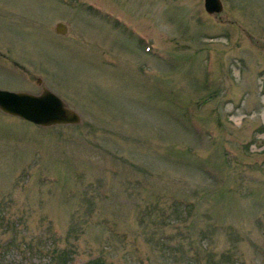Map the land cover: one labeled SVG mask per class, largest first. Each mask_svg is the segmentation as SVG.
<instances>
[{
	"label": "rangeland",
	"instance_id": "rangeland-1",
	"mask_svg": "<svg viewBox=\"0 0 264 264\" xmlns=\"http://www.w3.org/2000/svg\"><path fill=\"white\" fill-rule=\"evenodd\" d=\"M0 0V264H264V0ZM62 24L64 32L57 31Z\"/></svg>",
	"mask_w": 264,
	"mask_h": 264
},
{
	"label": "water",
	"instance_id": "water-1",
	"mask_svg": "<svg viewBox=\"0 0 264 264\" xmlns=\"http://www.w3.org/2000/svg\"><path fill=\"white\" fill-rule=\"evenodd\" d=\"M204 8L210 14L218 13L222 10V3L220 0H204ZM57 31L64 32V26L59 23ZM0 110L39 126L77 124L81 119L76 111L46 88L39 94L0 89Z\"/></svg>",
	"mask_w": 264,
	"mask_h": 264
}]
</instances>
